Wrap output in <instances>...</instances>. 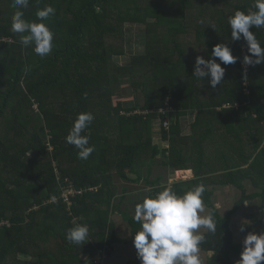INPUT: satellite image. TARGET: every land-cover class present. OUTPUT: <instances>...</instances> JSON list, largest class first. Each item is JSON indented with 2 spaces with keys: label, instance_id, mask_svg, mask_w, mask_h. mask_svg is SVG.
I'll return each mask as SVG.
<instances>
[{
  "label": "trees",
  "instance_id": "trees-1",
  "mask_svg": "<svg viewBox=\"0 0 264 264\" xmlns=\"http://www.w3.org/2000/svg\"><path fill=\"white\" fill-rule=\"evenodd\" d=\"M253 3L29 0L28 7L21 9L26 21L41 22L35 14L47 5L55 9L54 15L42 21L54 39L52 52L41 58L33 46L20 43L22 34L11 30V18L17 10L12 0H0V36L13 40L0 46V221L8 224L0 229V264H89L97 252L111 247L114 237L109 214L116 198L111 174L129 180V173L140 175L135 169L138 163L158 156L152 141L155 120L160 123L162 138L169 142L168 150L162 152L166 166L175 170L190 167L195 174L192 184L200 183L197 178L210 170L202 169L205 164L200 159L205 151L199 141L209 132L182 137L179 117L191 106L184 102L185 90H196L200 82L193 75L195 58L208 59L218 43L226 44L237 61L229 65L221 62L225 68L222 81L227 84L216 103L202 105L207 109L205 115L211 116L225 103H238L239 107L223 111V117L247 114L250 119L255 113L253 129L248 130L253 145L242 141L239 146L215 149L223 157L219 180L239 187L247 179L258 189L254 195L243 194L239 205L259 199L260 212L252 220L264 232V104L255 102L257 77L264 63L251 67L246 96L239 67L240 47L246 42L231 39L227 22L237 10H252ZM128 25L144 26L145 51L130 52L129 61L120 65L118 59L127 54ZM250 31L264 47V28ZM208 89L215 92V88ZM167 98L175 116L158 113ZM200 110L198 122L203 114ZM83 112L94 116L82 133L95 146L87 160L78 159V150L65 141L77 114ZM171 117L166 131L162 123ZM237 154L241 161L227 159ZM65 179L76 188L97 190L74 197L70 206L61 199L51 202L59 196V184ZM172 188L177 194L187 191L178 185ZM214 218L220 244L210 248L215 254L228 256L232 246H226V241H231L224 226L226 218L217 213ZM78 223L89 226V241L83 245L65 239L66 230ZM132 224L134 227L133 220ZM213 236L207 235L206 240H213Z\"/></svg>",
  "mask_w": 264,
  "mask_h": 264
},
{
  "label": "clouds",
  "instance_id": "clouds-1",
  "mask_svg": "<svg viewBox=\"0 0 264 264\" xmlns=\"http://www.w3.org/2000/svg\"><path fill=\"white\" fill-rule=\"evenodd\" d=\"M29 0H12V7L17 9L11 18V30L22 34L20 43L24 47L33 46V51L41 58L48 56L53 49L54 34L42 21L55 14L51 5L38 9L36 17L41 22H29L24 19L21 9L28 7ZM231 39L246 42L247 53L243 64L254 66L264 63V47L261 46L251 28H264V0H254L252 10L247 13L237 10L228 17ZM140 51H143L141 48ZM224 65L234 64L237 57L224 43L213 45L210 57L197 56L194 62V73L202 80L209 77L212 88L221 84ZM94 120L89 112L78 113L72 127L65 137L66 143L73 145L77 157L87 160L95 151L89 144V136L83 134ZM186 178H193L191 170ZM144 193H153L151 187H145ZM205 186L194 185L183 194H177L171 186L162 188L154 195H140V202L134 206L133 219L140 224V229L132 238L133 247L140 264H203L200 256V245L205 241V233L215 234L216 221L213 212L205 213L203 194ZM203 230V231H201ZM244 229L241 228V231ZM89 237V226L75 224L65 232V239L74 245H83ZM240 258L235 264H262L264 262V232L248 233L242 240Z\"/></svg>",
  "mask_w": 264,
  "mask_h": 264
},
{
  "label": "crops",
  "instance_id": "crops-1",
  "mask_svg": "<svg viewBox=\"0 0 264 264\" xmlns=\"http://www.w3.org/2000/svg\"><path fill=\"white\" fill-rule=\"evenodd\" d=\"M138 26L142 31L144 30L142 34L143 38L141 37L140 39L139 49H141L145 47V28L142 25ZM139 49L137 53L141 54L145 51V48L143 51H139ZM124 59L126 58L122 57V64L128 62H123ZM260 72L257 77V84L259 86L257 85L256 88L255 102L257 100L259 104H264V70ZM207 80L206 76L202 78L198 84V88L194 91L185 90L184 102L191 106L186 108L183 115L179 117V129L181 136L185 138L192 137L195 135L194 133L203 134L209 132L207 137L199 141L205 151V156L200 159L205 164L202 169L205 171L210 170L206 174L202 173L197 178V180H200L199 184L202 183L206 189L202 197L205 205V213L203 215L213 212L217 213L221 219L226 218L224 226L226 225L228 232L231 233V241H226V246H232L228 256L227 254L222 255V253L215 254L214 250L211 249L212 245L220 244V236L218 234H213V240H206L205 238V241L200 245V256L203 264H235L240 258L239 254L242 250V240L244 237L250 232L255 234L261 233L252 220L254 212L252 202L254 199L246 200L243 204L239 205L243 194L254 195L259 191L247 179L242 181L239 187L233 184L222 183L219 179L223 172L220 171L223 157L215 149L224 145L239 146L242 141L247 146L253 145L254 142L249 137L248 130L253 129L255 113H251L250 119L246 117L247 114L237 116V118L236 116H232V118L229 115L223 117L221 116L222 112L230 109H221L218 106L214 109L211 116L205 115L207 109H204L206 107L202 105L216 103L222 97L221 88L227 84V82L222 81L221 84L215 87L214 92L208 89L211 86ZM261 83H263V87L260 85ZM137 93H134L135 104L138 102ZM198 110L203 113H201L202 116L199 122L196 121ZM234 110H238V108H234ZM173 118L171 117L170 120ZM153 128L152 141L159 152L158 156L153 160L145 159L142 162L143 165L138 163L135 169L140 171V175L137 176L135 173H129V180L120 179L116 173L111 174V186H113L116 192V198L109 214V222L114 240L111 243V247H109V255L104 259L102 264H140L132 243L134 233L140 229V224L133 219L134 206L140 202V195H154L161 187L178 185L183 190H189L194 186L192 183H194L195 174L190 167L185 170H175L166 166L164 163L166 155H163L162 152L168 150L169 142L164 140L162 136L160 137L161 141L166 145L164 146L156 142ZM176 146L180 147L179 144ZM182 155L184 158L188 156L187 154ZM227 159L241 161L243 158L237 154ZM206 163L208 164L206 165ZM218 169L219 171H217ZM189 170H191L194 179L186 178V173ZM145 187H151L153 193H144L142 190ZM132 220L135 223L134 227ZM216 225H218V222H216ZM241 228L244 230L241 231ZM207 235H210V233H205V236ZM204 246H207V248H204ZM97 253L94 255L93 260L96 259ZM89 264H93V261Z\"/></svg>",
  "mask_w": 264,
  "mask_h": 264
},
{
  "label": "built area",
  "instance_id": "built-area-1",
  "mask_svg": "<svg viewBox=\"0 0 264 264\" xmlns=\"http://www.w3.org/2000/svg\"><path fill=\"white\" fill-rule=\"evenodd\" d=\"M12 43H13V40L11 38L0 36V46L10 45ZM244 55H249V53H247L246 44H242L240 47L239 67L241 70L242 77L244 79L242 82L243 93L247 96L249 94L247 79L250 75L252 66H248V65L243 64ZM238 107H239L238 103H233V104L225 103L223 106H221V109H230V108H238ZM174 112H175V110L169 104V98H167L165 100V106L158 110V113H160L162 115H166V116L174 114ZM162 126L167 131L169 129V126H170V118H167L166 120H164L162 123ZM48 149L51 150L52 149L51 146H48ZM55 173L56 174L58 173V171L56 169H55ZM96 190H97V187L76 188L72 181L65 179L64 181L60 182V184H59V196L53 197L51 202H56L58 199H61L67 206H70L71 200L74 197L83 195L87 192H95ZM4 225H8L7 222L6 221H0V229ZM108 250H109L108 247L106 249L100 250L97 253L96 259L93 260V264H102L104 259H106L109 255Z\"/></svg>",
  "mask_w": 264,
  "mask_h": 264
},
{
  "label": "rangeland",
  "instance_id": "rangeland-1",
  "mask_svg": "<svg viewBox=\"0 0 264 264\" xmlns=\"http://www.w3.org/2000/svg\"><path fill=\"white\" fill-rule=\"evenodd\" d=\"M144 30L142 31V29L139 28V26H131V25H128L126 27V34H125V46H126V49H127V54H125V58L123 60V62L125 61H129V59L131 58V54L130 52H133L134 54L138 52V49L140 48V39L141 37L143 38L142 34H143ZM128 47V48H127ZM131 48L130 51H128V49ZM138 48V49H137ZM145 48V47H144ZM144 48H142L144 50ZM140 51V49H139ZM118 63L120 65H122V57H120L118 59ZM122 101V99H121ZM125 103V102H124ZM34 108H36L34 106ZM159 122L158 120H155L154 122V128H153V131L155 132L154 133V137L156 138V142H158L159 144H162V145H166L165 143H163L161 141V133H160V127H159ZM167 148V147H166ZM253 215H258L259 214V208H258V205H259V199L257 198H254L253 202Z\"/></svg>",
  "mask_w": 264,
  "mask_h": 264
}]
</instances>
